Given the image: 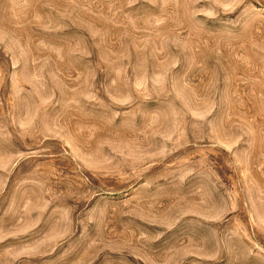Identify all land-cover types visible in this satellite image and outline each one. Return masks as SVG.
<instances>
[{
    "label": "rangeland",
    "instance_id": "1",
    "mask_svg": "<svg viewBox=\"0 0 264 264\" xmlns=\"http://www.w3.org/2000/svg\"><path fill=\"white\" fill-rule=\"evenodd\" d=\"M0 264H264V0H0Z\"/></svg>",
    "mask_w": 264,
    "mask_h": 264
}]
</instances>
